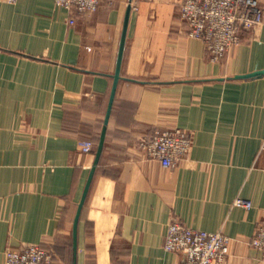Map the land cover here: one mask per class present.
<instances>
[{
  "label": "crops",
  "instance_id": "1",
  "mask_svg": "<svg viewBox=\"0 0 264 264\" xmlns=\"http://www.w3.org/2000/svg\"><path fill=\"white\" fill-rule=\"evenodd\" d=\"M180 2L101 0L69 24L54 0H0V264L29 243L53 264H181L163 248L172 217L231 237L225 264H264L249 245L264 220V75L238 77L264 69V20L214 62ZM173 127L193 136L177 166L136 147Z\"/></svg>",
  "mask_w": 264,
  "mask_h": 264
},
{
  "label": "built area",
  "instance_id": "2",
  "mask_svg": "<svg viewBox=\"0 0 264 264\" xmlns=\"http://www.w3.org/2000/svg\"><path fill=\"white\" fill-rule=\"evenodd\" d=\"M15 3L18 0H4ZM74 14L95 10L101 0H54ZM179 18L190 37L201 40L211 61L219 62L245 34L252 33L264 20V10L258 0H181ZM192 134L181 128H155L150 136L140 137L136 147L148 158L165 168H173L190 152ZM83 152L91 151L90 140L80 143ZM234 205L250 208L244 198H236ZM232 238L221 231H206L183 224L177 217L169 221L163 238V248L183 255L181 264H225L230 254ZM249 245L264 253V220H260ZM56 255L52 248L39 243L25 244L5 251V264H53Z\"/></svg>",
  "mask_w": 264,
  "mask_h": 264
},
{
  "label": "water",
  "instance_id": "3",
  "mask_svg": "<svg viewBox=\"0 0 264 264\" xmlns=\"http://www.w3.org/2000/svg\"><path fill=\"white\" fill-rule=\"evenodd\" d=\"M129 11H130V6L128 7V10H127V15H126L127 18H128V15H129ZM126 23H127V20L125 22V26H126ZM124 37H125V30L123 32L122 41H121V45H120V49H119L117 67H116V72H115V75H114V84H113V88H112V91H111L110 103H109L108 110H107V113H106L105 123L107 122V119H108L111 103H112L114 92H115L116 83H117V80L119 78V69H120L121 59H122V55H123V47H124ZM261 75H264V69L257 70V71H254V72H251V73H248V74L240 75L238 77H241V78H252V77H257V76H261ZM104 136H105V126L103 127L102 132H101V136H100V140H99V144H98V148H97V152H96V157H95V164L97 163V161L99 159V156H100V153H101V150H102ZM92 174H93V170H91V173H90V175L88 177L87 184H86L85 190L83 192L82 199H81L80 204H79L78 214H79L80 209H81V207L83 205V202L85 200V197H86V194H87L90 182H91Z\"/></svg>",
  "mask_w": 264,
  "mask_h": 264
},
{
  "label": "rangeland",
  "instance_id": "4",
  "mask_svg": "<svg viewBox=\"0 0 264 264\" xmlns=\"http://www.w3.org/2000/svg\"><path fill=\"white\" fill-rule=\"evenodd\" d=\"M258 2H259V4L261 5V2H260V0H258ZM261 7L263 8V6L261 5ZM56 255V254H55ZM56 260V259H55Z\"/></svg>",
  "mask_w": 264,
  "mask_h": 264
}]
</instances>
